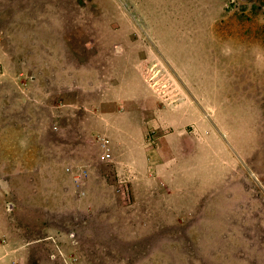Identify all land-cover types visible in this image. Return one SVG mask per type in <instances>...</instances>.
I'll list each match as a JSON object with an SVG mask.
<instances>
[{"label": "rangeland", "instance_id": "obj_1", "mask_svg": "<svg viewBox=\"0 0 264 264\" xmlns=\"http://www.w3.org/2000/svg\"><path fill=\"white\" fill-rule=\"evenodd\" d=\"M0 264H264V0H0Z\"/></svg>", "mask_w": 264, "mask_h": 264}, {"label": "built area", "instance_id": "obj_2", "mask_svg": "<svg viewBox=\"0 0 264 264\" xmlns=\"http://www.w3.org/2000/svg\"><path fill=\"white\" fill-rule=\"evenodd\" d=\"M106 157H108V155H106Z\"/></svg>", "mask_w": 264, "mask_h": 264}]
</instances>
